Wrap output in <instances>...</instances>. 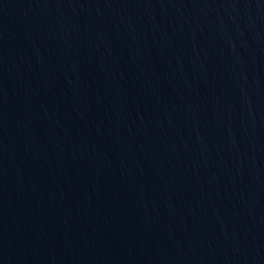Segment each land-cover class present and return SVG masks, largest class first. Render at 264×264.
I'll use <instances>...</instances> for the list:
<instances>
[{
	"label": "water",
	"instance_id": "95a60500",
	"mask_svg": "<svg viewBox=\"0 0 264 264\" xmlns=\"http://www.w3.org/2000/svg\"><path fill=\"white\" fill-rule=\"evenodd\" d=\"M0 264H264V0H0Z\"/></svg>",
	"mask_w": 264,
	"mask_h": 264
}]
</instances>
